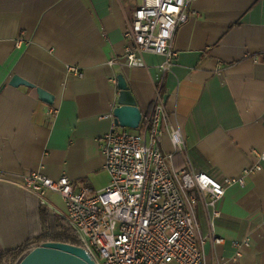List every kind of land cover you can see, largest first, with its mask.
Here are the masks:
<instances>
[{"label":"crops","instance_id":"0c3cea01","mask_svg":"<svg viewBox=\"0 0 264 264\" xmlns=\"http://www.w3.org/2000/svg\"><path fill=\"white\" fill-rule=\"evenodd\" d=\"M140 1L0 0V241L12 243L3 248L37 236L42 219L66 220L62 197L46 194L59 196L60 208L40 204L22 188L23 174L66 175L75 190L107 185L100 142L122 73L142 113L157 93L164 101L158 144L173 167L188 159L219 182L243 177L227 185L212 224L197 207L202 264H264V0H193L168 70L152 52L134 66L121 61Z\"/></svg>","mask_w":264,"mask_h":264},{"label":"built area","instance_id":"2783aa9c","mask_svg":"<svg viewBox=\"0 0 264 264\" xmlns=\"http://www.w3.org/2000/svg\"><path fill=\"white\" fill-rule=\"evenodd\" d=\"M192 1L141 0L124 32L122 63L140 64L141 54L152 52L163 56L162 70L170 69L177 57L173 36L186 21ZM165 115L157 93L150 109L142 113L139 131L110 126L100 142L109 181L98 191L83 186L75 190L66 175L53 179L30 171L21 176L22 188L40 204L51 191L62 197L67 223L96 264H202L197 207L212 224L221 215L218 204L227 185L244 183L241 176L219 182L196 171L188 159L184 166L173 167L172 154H163L158 144ZM171 140L183 151L179 129L171 132ZM212 237L215 243L222 241Z\"/></svg>","mask_w":264,"mask_h":264},{"label":"water","instance_id":"95a60500","mask_svg":"<svg viewBox=\"0 0 264 264\" xmlns=\"http://www.w3.org/2000/svg\"><path fill=\"white\" fill-rule=\"evenodd\" d=\"M118 89L117 106L111 115L113 123L123 128H137L142 111L130 91L127 81L122 73L116 75ZM18 78L13 77L9 84L15 85ZM32 87V84L27 83ZM38 98L52 104L53 95L40 87H35ZM17 264H96L89 253L81 246L67 242L48 240L36 244L28 250Z\"/></svg>","mask_w":264,"mask_h":264},{"label":"trees","instance_id":"16d2710c","mask_svg":"<svg viewBox=\"0 0 264 264\" xmlns=\"http://www.w3.org/2000/svg\"><path fill=\"white\" fill-rule=\"evenodd\" d=\"M44 220L42 219L43 229L37 236L29 238L9 250L0 247V264H17L29 249L42 241L55 240L79 245L75 231L66 220L50 217Z\"/></svg>","mask_w":264,"mask_h":264},{"label":"rangeland","instance_id":"374dc122","mask_svg":"<svg viewBox=\"0 0 264 264\" xmlns=\"http://www.w3.org/2000/svg\"><path fill=\"white\" fill-rule=\"evenodd\" d=\"M127 131L129 132H137L139 131L138 128H126ZM45 199H48V201H50L55 207H63V202H62V199L55 195V194H52V193H49L48 195L45 196ZM11 241H8L7 243H4V241H0V247H8V245L12 244L10 243ZM7 244V245H6Z\"/></svg>","mask_w":264,"mask_h":264}]
</instances>
